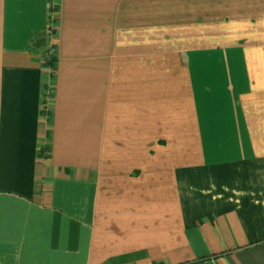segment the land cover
Instances as JSON below:
<instances>
[{
	"label": "crops",
	"instance_id": "crops-1",
	"mask_svg": "<svg viewBox=\"0 0 264 264\" xmlns=\"http://www.w3.org/2000/svg\"><path fill=\"white\" fill-rule=\"evenodd\" d=\"M53 1L0 0V264H264V0Z\"/></svg>",
	"mask_w": 264,
	"mask_h": 264
},
{
	"label": "trees",
	"instance_id": "trees-1",
	"mask_svg": "<svg viewBox=\"0 0 264 264\" xmlns=\"http://www.w3.org/2000/svg\"><path fill=\"white\" fill-rule=\"evenodd\" d=\"M54 8V7H53ZM58 8V7H57ZM52 10V9H51ZM55 60H56V54L55 53H53L50 57H48V59H47V61H48V63L51 65H54V63H55Z\"/></svg>",
	"mask_w": 264,
	"mask_h": 264
},
{
	"label": "rangeland",
	"instance_id": "rangeland-1",
	"mask_svg": "<svg viewBox=\"0 0 264 264\" xmlns=\"http://www.w3.org/2000/svg\"><path fill=\"white\" fill-rule=\"evenodd\" d=\"M52 5L56 6V0H55V2L53 1ZM54 48L55 47H51L50 52L48 53V55H52L53 53H55V49Z\"/></svg>",
	"mask_w": 264,
	"mask_h": 264
}]
</instances>
